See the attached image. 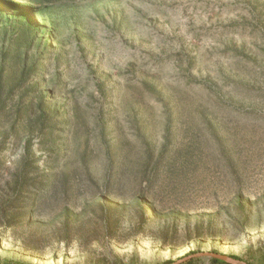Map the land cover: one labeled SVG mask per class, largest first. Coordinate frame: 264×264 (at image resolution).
<instances>
[{
  "label": "rangeland",
  "instance_id": "rangeland-1",
  "mask_svg": "<svg viewBox=\"0 0 264 264\" xmlns=\"http://www.w3.org/2000/svg\"><path fill=\"white\" fill-rule=\"evenodd\" d=\"M202 252L264 264V0H0V264Z\"/></svg>",
  "mask_w": 264,
  "mask_h": 264
},
{
  "label": "trees",
  "instance_id": "trees-1",
  "mask_svg": "<svg viewBox=\"0 0 264 264\" xmlns=\"http://www.w3.org/2000/svg\"><path fill=\"white\" fill-rule=\"evenodd\" d=\"M31 1L34 2L35 4H39V5H43V4L50 2V0H31ZM26 146H27L26 153L29 154L30 142H27ZM30 170H31V168L27 166L26 173L28 174V172H30ZM27 177H28V175H27ZM15 179H16V189H15L16 196L18 198H25L23 206H22L23 207V213H20L19 217H18L21 221H24L26 216H27V218H30L31 216H33V213H37L39 211L40 201H41L43 195L41 193L37 192L36 187L32 188V184L30 183V179L22 177V175H16ZM31 194H33V195H31ZM27 196H28V198H27ZM232 258L236 259L235 257H232ZM210 262L211 263H219L221 261L213 259Z\"/></svg>",
  "mask_w": 264,
  "mask_h": 264
},
{
  "label": "water",
  "instance_id": "water-1",
  "mask_svg": "<svg viewBox=\"0 0 264 264\" xmlns=\"http://www.w3.org/2000/svg\"><path fill=\"white\" fill-rule=\"evenodd\" d=\"M193 258L202 259L205 261L206 264H209L210 261L213 259L225 262L227 264H245V263L241 262L240 260L234 259L230 256L221 255V254H217V253H204V252L185 257V258L179 260L178 262H174L173 264H180L182 262H185V261L193 259Z\"/></svg>",
  "mask_w": 264,
  "mask_h": 264
}]
</instances>
